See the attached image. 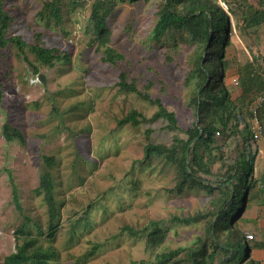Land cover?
<instances>
[{
    "label": "rangeland",
    "instance_id": "rangeland-1",
    "mask_svg": "<svg viewBox=\"0 0 264 264\" xmlns=\"http://www.w3.org/2000/svg\"><path fill=\"white\" fill-rule=\"evenodd\" d=\"M95 1L1 0L9 17L5 38H19L23 47L9 42L0 48V264L23 241H30V250L53 251L49 264H146L177 249L167 264H251L237 217L231 227L213 229L220 204L232 196L223 184L238 157L230 150L232 139L226 150L217 153V138L203 151L211 171L194 181H182L178 149L142 162L148 143L174 145L199 122L193 103L198 43L183 27L152 39L165 0H113L107 47L122 57L106 62L89 21ZM33 45L57 57L43 64L30 51ZM232 68L226 62L225 76ZM122 73L128 85L175 114L177 130L151 119L155 104L119 86ZM133 111L137 124H118ZM4 124L20 136L7 141ZM45 174L51 177L50 203L41 185ZM194 215L199 220L189 224L173 220ZM151 221L164 236L152 246L146 231ZM238 241L241 262L232 257Z\"/></svg>",
    "mask_w": 264,
    "mask_h": 264
},
{
    "label": "trees",
    "instance_id": "trees-1",
    "mask_svg": "<svg viewBox=\"0 0 264 264\" xmlns=\"http://www.w3.org/2000/svg\"><path fill=\"white\" fill-rule=\"evenodd\" d=\"M120 1L122 2L124 0ZM130 1L135 2L137 0ZM215 3L216 0H177L176 3H173L172 0H165V3L156 13L157 19L152 29V39L159 40L169 29L183 27L198 43V52L195 55L197 59L193 64V75L197 77L196 89L193 92V103L195 108H198V115L200 117L198 124H194L184 132L187 136L186 140H177L174 145L169 147L148 143L143 151L142 162H147L153 155H161L164 153L172 156L178 149L180 151V168L184 177L182 181H194V176L199 172L210 173L211 170L208 169V163H203V157H205L203 151L207 152L213 149L215 139L222 138L225 141L231 137L241 136L242 139L253 137L250 130L252 120L251 108L256 101H252L250 106L247 105L245 109H241L231 99L230 91L224 83L226 77L225 52L229 45L231 28L229 16L220 5L217 6ZM114 6L115 3L113 0H96L91 7L89 16V21L95 34V42L98 43V46L105 47L104 60L111 64H114L122 57L107 47L111 41V32L107 26L106 18L110 15ZM177 6H181L183 10L179 12ZM223 18L225 25L221 22ZM8 22L9 17L4 12L0 0V48L9 42L22 48L23 43L19 38H5ZM30 51L43 64H49L52 59L57 57L52 51L38 45L30 46ZM119 79V86L127 88V90L140 95L144 100L156 105L157 109L151 117L152 120L162 118L168 122V129H178L175 114L168 111L159 100L152 101L147 94L138 92L134 84L128 85L125 74H120ZM1 96L0 84V98ZM262 105L263 103H261V107ZM261 107L259 106L257 110L258 119V112ZM235 110H238V114ZM137 116L138 113L133 111L130 113V116L123 118L118 124H137ZM18 132L16 128H11L9 124L3 125V135L7 141H12L15 137L20 136L17 134ZM224 145L217 148V153L222 151ZM197 148L200 152L196 154ZM253 160V157L247 155L246 150L242 149V153L237 157V161H234V163L226 168V177L223 180V184L232 196L225 199L222 205L220 204L215 214L216 222L213 225V229L218 225L224 229L231 227L232 221L241 211L247 191L246 180L253 170ZM187 161L190 163V172H187ZM41 185L45 188V198L50 203L52 196L51 177L49 174L42 176ZM208 187L210 189L214 188L211 183ZM240 194H242V200L241 202H236V196ZM199 218V215H194L184 218L174 217L173 220L179 223L189 224L198 221ZM157 227L158 222L156 221H151L146 227V231L149 230L147 242L151 246L153 244L158 245L163 241L164 236ZM123 230L131 231L127 227H124ZM239 244L242 246V241L237 242L232 252V257H238L239 262H241L244 257L240 252ZM30 246V241H23L22 244L17 246L15 253L5 258L3 264H49V260L55 256V253L51 250H42L39 248L30 250ZM247 250L248 248L246 246V255ZM180 252L181 249H177L176 251L158 254L153 262L146 264H167Z\"/></svg>",
    "mask_w": 264,
    "mask_h": 264
},
{
    "label": "crops",
    "instance_id": "crops-1",
    "mask_svg": "<svg viewBox=\"0 0 264 264\" xmlns=\"http://www.w3.org/2000/svg\"><path fill=\"white\" fill-rule=\"evenodd\" d=\"M218 1L225 5L223 10L229 16L231 28L225 61L229 67L233 66V72L225 78L229 82L224 83L227 87L233 85V92L228 88L231 99L241 109L250 106L252 101H256L253 103L256 105L263 98L257 119L264 132V0ZM230 139L231 145L235 144L231 151L239 156L245 149L254 159L253 170L246 180L244 203L235 224L244 237L247 233L252 235L251 239L245 238L246 260L251 264H264V138L253 135L248 139L241 136ZM226 144L230 142L222 139L219 146L224 145L222 150H226Z\"/></svg>",
    "mask_w": 264,
    "mask_h": 264
},
{
    "label": "built area",
    "instance_id": "built-area-1",
    "mask_svg": "<svg viewBox=\"0 0 264 264\" xmlns=\"http://www.w3.org/2000/svg\"><path fill=\"white\" fill-rule=\"evenodd\" d=\"M222 6L225 8L224 4H222ZM262 101H263V98L260 99V101H258L257 104L254 105L252 107V109H251L252 120H251V128H250V130H251V133L253 135H259L262 138H264V132L262 131L261 125H260V123L258 122V119H257V110H258V107L260 106V104L262 103ZM247 238H251V236L249 235Z\"/></svg>",
    "mask_w": 264,
    "mask_h": 264
},
{
    "label": "water",
    "instance_id": "water-1",
    "mask_svg": "<svg viewBox=\"0 0 264 264\" xmlns=\"http://www.w3.org/2000/svg\"><path fill=\"white\" fill-rule=\"evenodd\" d=\"M38 80H39L42 84H44V76H43L42 74H40V75L38 76Z\"/></svg>",
    "mask_w": 264,
    "mask_h": 264
},
{
    "label": "bare ground",
    "instance_id": "bare-ground-1",
    "mask_svg": "<svg viewBox=\"0 0 264 264\" xmlns=\"http://www.w3.org/2000/svg\"><path fill=\"white\" fill-rule=\"evenodd\" d=\"M249 235H250V236H251V238H252V235H251V234H248V233H247V234H245V238H246V239H251V238H247Z\"/></svg>",
    "mask_w": 264,
    "mask_h": 264
}]
</instances>
